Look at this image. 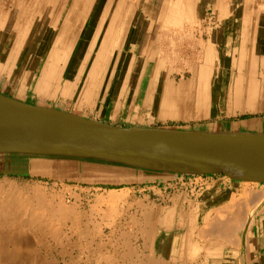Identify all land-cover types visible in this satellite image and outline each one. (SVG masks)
<instances>
[{
  "label": "bare ground",
  "instance_id": "obj_1",
  "mask_svg": "<svg viewBox=\"0 0 264 264\" xmlns=\"http://www.w3.org/2000/svg\"><path fill=\"white\" fill-rule=\"evenodd\" d=\"M212 8L219 24L196 35ZM259 37L264 0H0V264H264V181L73 136L90 125L264 136L258 119L135 122L140 110L186 121L213 118L223 103L230 115L263 109ZM87 49L96 53L81 70ZM51 245L77 252L54 257Z\"/></svg>",
  "mask_w": 264,
  "mask_h": 264
},
{
  "label": "water",
  "instance_id": "obj_2",
  "mask_svg": "<svg viewBox=\"0 0 264 264\" xmlns=\"http://www.w3.org/2000/svg\"><path fill=\"white\" fill-rule=\"evenodd\" d=\"M61 128L71 132L65 126ZM73 136L87 141H109L120 151L141 155L144 161L150 163L227 172L241 179L264 181V170L256 162L257 159H264V136L102 125L87 126L81 134ZM189 143L195 147L190 148Z\"/></svg>",
  "mask_w": 264,
  "mask_h": 264
},
{
  "label": "rangeland",
  "instance_id": "obj_3",
  "mask_svg": "<svg viewBox=\"0 0 264 264\" xmlns=\"http://www.w3.org/2000/svg\"><path fill=\"white\" fill-rule=\"evenodd\" d=\"M74 28H76V26H74V27H72L70 24H69V28L67 29V30H69L68 32L71 34V36H72V34L73 33H71V32H73V29ZM64 31L66 30L65 28L63 29ZM63 30H61V33L62 32H64ZM60 34V33H59ZM87 39H89V40H91L92 38H93V36L94 35H91L89 32H87ZM85 36V37H86ZM92 36V37H91ZM101 37L102 36H100V39H101ZM95 40H96V38H95ZM99 39L97 38V40L96 41H98ZM95 41V42H96ZM80 42V40H78V43ZM77 43V44H78ZM77 50V48H74V50H73V52L71 53L70 52V55L72 56L73 54H76V50ZM75 51V52H74ZM95 53H96V49H87L86 50V52H85V55L84 54H82V55H80L79 56V58H83V61L84 62H82V64H81V70H84V68L85 69H87V68H89V66H90V64H91V62L93 61V58H94V56H95ZM84 55V56H83ZM71 56H70V58H71ZM88 56H89V58H88ZM41 59H42V56L40 57ZM82 58H81V60H82ZM62 64V65H61ZM104 64V63H103ZM60 65V66H59ZM59 65H58V68L61 70V68L62 67H67V66H64L63 65V63H62V61H60V63H59ZM106 65V67H109L111 64H109V63H106L105 64ZM69 66V65H68ZM65 70V69H64ZM72 72V71H71ZM74 75H71V77H72V79H73V81H74V85L75 84H77L78 83V78H77V82H76V77H77V74H78V72H76V71H74V72H72ZM74 77V78H73ZM173 77H175L177 80H179L180 79V77H181V75L178 73V74H174L173 75ZM76 82V83H75ZM78 84H82V80L80 81L79 80V83ZM73 91H75V88L73 89ZM97 91V92H96ZM93 92L94 93H98V95L97 94H94V97H95V99L97 100V99H99V97H100V95L102 94V91H100V89H99V87H96L94 90H93ZM100 92V93H99ZM141 111V110H140ZM139 111V113L137 114V116H138V118H141V120H139V119H137V121H135L136 123H141V124H146V125H150V126H155V127H165V126H169V127H171V126H186V125H191V124H196V123H198V124H203V123H207V122H205L206 120H203V119H192V120H183V119H180V120H178V119H166V120H161V119H148V116H145L144 114H145V112L142 110V114H141V112ZM247 116L248 117H246L245 119H248V118H254V117H257V116H262V117H264V113H262V114H247ZM146 117V118H145ZM145 118V119H144ZM230 119L232 120V119H241L240 117H239V115H233V116H230ZM189 122V123H188ZM0 176H2V175H0ZM10 176H11V174H10ZM24 178H26V177H24ZM166 186H168L167 188H166V190H167V192H169V193H175L176 191H178L182 186L181 185H176V187L177 188H172V187H169V185H166ZM159 187H161V189L163 190L164 188H165V184H163V183H160L159 184ZM170 188V189H169ZM179 188V189H178ZM83 195H85L84 197H82V202L84 203V202H86V200L88 199V200H90V199H92L94 196H93V194H90V192L89 193H83ZM150 195H152L151 197L152 198H154L155 197V194L154 193H150ZM85 198V199H84ZM100 213L101 212H95L94 213V216L96 217V218H100ZM53 245V244H52ZM51 245V246H52ZM48 247L49 248V250H51V253L52 254H54L53 256L55 257V255H57L56 257H58L59 255V257H65V258H68V255L70 256V252H72V254H76V249H74V248H72V247H70V246H66V247H64V250H62L63 251V255H61V254H59L61 251H59L60 249H59V246L58 245H55V246H52V247ZM54 247V248H53ZM70 248H72V249H70ZM55 249V250H54ZM59 249V250H58ZM65 249H66V252H65ZM56 252H58V253H56ZM65 255V256H64ZM57 259H60V258H57ZM82 263V262H81ZM82 264H85V262H83Z\"/></svg>",
  "mask_w": 264,
  "mask_h": 264
},
{
  "label": "crops",
  "instance_id": "obj_4",
  "mask_svg": "<svg viewBox=\"0 0 264 264\" xmlns=\"http://www.w3.org/2000/svg\"><path fill=\"white\" fill-rule=\"evenodd\" d=\"M132 2V1H131ZM211 7H214V4H212V6ZM207 9L208 10H210L209 9V7H207ZM208 14H206L205 13V19L204 20H202V21H200V23L199 24H196V25H194L195 27H196V29H195V34L197 33L198 35L200 34V33H198V32H196V31H198V28L197 27H199V25L200 26H202V25H204V26H207V24H211L213 27H217V25L219 24V23H217V22H214V20L212 19V16L214 15V13H213V8H212V10L211 11H206ZM211 14V15H210ZM211 17V18H210ZM210 19H211V21L212 22H210ZM210 23H209V22ZM207 22V23H206ZM204 23V24H203ZM212 23H214V24H212ZM134 26V25H133ZM196 34V35H197ZM199 36H202V37H205V35L204 34H202V35H199ZM227 37V38H226ZM230 36H225L224 38H223V40L225 39L226 41H228V42H230L229 40H230V38H229ZM260 38V41H262V39L264 38V37H259ZM81 39V37H79V38H77V40H80ZM227 45V44H226ZM225 108V109H224ZM217 109H219V111L218 112H214V115H213V118L210 116V117H208V118H199V119H203V120H206L205 122H207L206 124H209V123H216V122H219L220 124H224V126L225 125H230V124H235V123H241V122H245V121H250V120H255V119H258V120H264V117H262V116H257V117H254V118H248V119H245L246 117H248L247 116V114H262V113H264V108L263 109H260V110H258V111H256V112H250V111H248V112H243V113H239V112H237L235 115H239V117L241 118V119H230V116H233L232 114L230 115V114H227V107H225V104L223 103V104H220V107H218ZM225 111V112H224ZM93 115V114H92ZM95 118V117H94ZM212 118V119H211ZM221 119V120H220ZM178 120H180V119H178ZM198 120V119H197ZM204 124V123H203ZM253 132V131H252ZM210 178V177H209ZM221 180H223V179H221L220 178V176H216V175H214L213 176V178L211 179V181H218V182H220V183H222L221 185H222V188H226L227 186H229L230 188H232L233 189V182H230V181H221ZM161 188V187H160ZM160 188H158L159 190H161ZM261 189H263L264 190V187L263 186H261ZM161 191H163V192H165L166 190H165V188L163 189V190H161ZM237 260H238V263H239V261H240V257H238L237 258Z\"/></svg>",
  "mask_w": 264,
  "mask_h": 264
}]
</instances>
